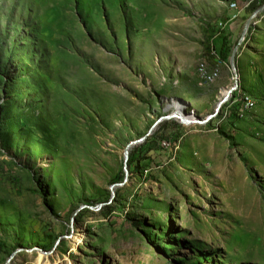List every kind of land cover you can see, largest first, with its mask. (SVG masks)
Segmentation results:
<instances>
[{
    "label": "rangeland",
    "instance_id": "1",
    "mask_svg": "<svg viewBox=\"0 0 264 264\" xmlns=\"http://www.w3.org/2000/svg\"><path fill=\"white\" fill-rule=\"evenodd\" d=\"M45 263L264 264V0H0V264Z\"/></svg>",
    "mask_w": 264,
    "mask_h": 264
},
{
    "label": "water",
    "instance_id": "2",
    "mask_svg": "<svg viewBox=\"0 0 264 264\" xmlns=\"http://www.w3.org/2000/svg\"><path fill=\"white\" fill-rule=\"evenodd\" d=\"M248 23H249V21H247V23L244 25L243 34H244L245 31H246V28H247ZM235 52H236V51L234 50V52L232 53V56H231V58H230V65H231V67H233V68H234V55H235ZM231 91H232V89L228 90V91H227V94H226V95L221 99V101L217 104L214 114L217 112V110L219 109L220 105H221V104L227 99V97L229 96V94L231 93ZM214 114L211 115V116H208L207 119H211V118L214 116ZM170 117H175V115L172 114ZM179 120H181L182 122H187L186 120H182V119H179ZM143 141H145V137L142 138V139H140V140H138V141H132L131 143H129V145H128V146L126 147V149H125V152H124V160H123V168H124V180H123V182H125V181L127 180V175H128V172H127V169H126V168H127V162H128V150L130 149L131 146H133V145H135V144H138V143H141V142H143ZM120 185H123V183L120 184ZM13 256H14V254H12V255L9 257V260H11V259L13 258Z\"/></svg>",
    "mask_w": 264,
    "mask_h": 264
},
{
    "label": "bare ground",
    "instance_id": "3",
    "mask_svg": "<svg viewBox=\"0 0 264 264\" xmlns=\"http://www.w3.org/2000/svg\"><path fill=\"white\" fill-rule=\"evenodd\" d=\"M246 29H247V28H246ZM235 51H236V50H235ZM232 69H233V72H234V76H235V78H236L238 75H237V72H236V70H235V66H234V68L232 67ZM236 88H237V80H235V86H234L233 88H231L232 91H231V93L229 94V96L227 97V99L230 98V95L232 94L233 91L236 90ZM227 91H228V90H227ZM227 91L225 90V92L223 93V97L227 94ZM227 99H226V100H227ZM226 100H225V101H226ZM225 101H224V102H225ZM224 102H223V103H224ZM223 103H222V104H223ZM248 103L250 104V102H248ZM222 104H221V105H222ZM221 105H220V106H221ZM171 107L174 108V109L177 110V111H180L181 109L183 110V108L180 107V105H177V104H175V103H172V104H171ZM53 112H54V111H53ZM56 112H57V111H56ZM54 113H55V112H54ZM178 114H179V113H178ZM54 115H55V114H54ZM174 115L176 116V112L174 113ZM50 117H51V116H50ZM51 118H52V117H51ZM52 130H53V129H52ZM53 131H54V130H53ZM52 133H53V132H52ZM54 133H55V131H54ZM45 264H48V263H45Z\"/></svg>",
    "mask_w": 264,
    "mask_h": 264
},
{
    "label": "built area",
    "instance_id": "4",
    "mask_svg": "<svg viewBox=\"0 0 264 264\" xmlns=\"http://www.w3.org/2000/svg\"><path fill=\"white\" fill-rule=\"evenodd\" d=\"M245 33H246V31H245ZM242 36H243V34H242ZM210 54H212V55H218V54L215 52V50H213V49L210 50ZM203 69H209V71H210V67H205V66H203ZM214 81H215L214 76L212 75V73H211V71H210V80H208V82H204V83H205V84H208V85H211ZM229 101H231V98H230L226 103H229ZM221 109H222V106H220V108L218 109V111H217L215 114H218V113L221 114ZM213 117H214V116H213Z\"/></svg>",
    "mask_w": 264,
    "mask_h": 264
},
{
    "label": "trees",
    "instance_id": "5",
    "mask_svg": "<svg viewBox=\"0 0 264 264\" xmlns=\"http://www.w3.org/2000/svg\"><path fill=\"white\" fill-rule=\"evenodd\" d=\"M235 97V96H233ZM148 141L147 139L145 140V142ZM148 142H146L147 144ZM152 149L149 148V151H151ZM134 159H135V155H131L129 158H128V162H127V167L130 169L131 168V165L133 164L134 162Z\"/></svg>",
    "mask_w": 264,
    "mask_h": 264
},
{
    "label": "crops",
    "instance_id": "6",
    "mask_svg": "<svg viewBox=\"0 0 264 264\" xmlns=\"http://www.w3.org/2000/svg\"><path fill=\"white\" fill-rule=\"evenodd\" d=\"M219 85H220V88L218 90V93H220L223 90V87L225 86V84H219Z\"/></svg>",
    "mask_w": 264,
    "mask_h": 264
}]
</instances>
